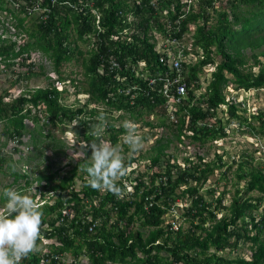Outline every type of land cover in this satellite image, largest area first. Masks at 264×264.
<instances>
[{
  "label": "trees",
  "instance_id": "16d2710c",
  "mask_svg": "<svg viewBox=\"0 0 264 264\" xmlns=\"http://www.w3.org/2000/svg\"><path fill=\"white\" fill-rule=\"evenodd\" d=\"M45 1L49 7L46 19L35 21L27 30L29 16L12 12L0 0V14L6 13L0 23L9 18L26 39L25 43H17L0 35V72L16 59L27 67L30 53L39 52L50 63L56 81L64 83L61 68L76 59L81 61L85 83L82 92L77 93L86 94L88 100L75 109L64 105V91H58L50 80L45 88L26 91L10 101H5L7 94H3L0 123L4 124L3 135L8 139H16L20 145L26 130L24 121L39 123L43 118L42 122L51 127L74 124L76 135L87 144L95 139L96 130L90 129L105 123L101 138L116 146L125 130L122 125H115V120L125 118L146 127H167L179 142L184 138L203 145L227 136L218 116L224 106L238 126H247V133L254 134L256 128L238 113L244 110L241 104L228 98V86L232 84L234 91L264 90V63L259 59L264 58V0H229L227 8L220 12L215 10L218 0H199L197 11H193L188 0ZM243 6L247 9L241 13L239 8ZM209 9L217 12L215 24L209 23ZM192 26L188 48L182 39ZM167 29L183 57L190 51L197 56L195 63H181L187 95L183 106L177 105L173 113L177 123L170 120L174 107H169L147 80L168 71L159 61L161 54L153 36L158 34L166 40ZM78 41L89 47L86 54L78 49ZM245 50L250 54H245ZM112 60L118 62L119 69L109 67ZM139 65H144L141 70ZM32 66L28 67L27 79L36 76ZM209 68V79L202 88L201 77ZM42 71L40 67L37 76ZM201 89L203 93L197 95ZM91 104L100 105L102 110L90 108ZM113 113L118 116L115 118ZM101 115L103 121L98 119ZM151 116L157 123L150 121ZM252 118L259 121L258 130L264 133V115ZM199 121L210 122V126L199 127ZM170 141L160 138L151 148L148 184L144 175L137 174L132 180L123 177L117 181L122 189L120 195L93 189L88 175L87 179L79 176L81 186L77 190L75 179L81 163L58 182H53L54 173H39L33 178L26 171L14 174V183L23 181L21 191L32 182L43 185L38 195L44 201L40 204V236L34 251L20 264H64L67 254L73 261L85 258L87 264H264V212H255L264 202V171L252 166L243 172V164H239L242 174L237 175L238 180L247 182L244 191L237 190L226 206L223 191L215 196L216 192L209 190V200L200 192L209 176L226 165L222 158L205 162L199 157L196 163L184 158L180 165L176 157L167 154ZM5 163L0 152V170ZM160 164L163 165L158 171ZM251 192L260 196H248ZM49 193L51 200L46 198ZM32 198L35 200V196ZM179 200L186 204L181 214L188 224L186 228L177 224L173 215ZM1 204H5L3 194ZM63 210L69 215L63 217ZM221 212L223 215L218 218ZM241 243H251L249 260L228 259L224 255L237 250ZM41 244L47 245L48 250L40 248Z\"/></svg>",
  "mask_w": 264,
  "mask_h": 264
},
{
  "label": "rangeland",
  "instance_id": "374dc122",
  "mask_svg": "<svg viewBox=\"0 0 264 264\" xmlns=\"http://www.w3.org/2000/svg\"><path fill=\"white\" fill-rule=\"evenodd\" d=\"M199 0H188L191 3L193 11L198 10ZM227 1L229 0H218L215 5V10L220 12L222 8H227ZM154 2V1H153ZM247 8L245 6L240 7V12L244 13ZM209 9L208 13L211 17L209 23L215 24L217 20V12ZM37 15H33V18L27 20V30L35 23ZM2 18L0 17V21ZM190 32L185 35L182 39V44L187 45L188 48L192 42L191 36L193 34V26L190 28ZM4 33V37L11 38L12 41L17 43H25L26 39L20 31L16 32L9 25L0 24V34ZM156 41V49H159L163 43H165L164 36L153 34ZM23 39V40H22ZM75 37H72L74 40ZM77 47L83 53L89 49L83 42L78 41ZM73 46V45H72ZM264 50V48H262ZM245 54H250L249 50H245ZM86 54V53H84ZM264 63V58H259ZM197 60L196 54L189 52L183 61L187 63H195ZM13 65L6 67V69L0 72V96L7 94L5 101H10L17 98L19 95L26 91H33L37 88H45L48 85V81H52L55 88L59 91H64L62 95L61 103L66 106H71L75 109L78 104H82L88 100L86 94L77 93L85 87L83 68L81 61L74 59L71 63L64 65L61 68V77L65 80L64 83L58 82L57 76L53 73L50 63L44 60L39 53L33 52L28 56V61L25 65L18 64V60L13 61ZM33 65V66H32ZM33 67V73L35 77H29L28 79V67ZM40 67H43V71L40 76L37 73L40 71ZM212 68L205 70L204 75L201 77V86L204 88L207 84V80L210 76ZM256 72L257 69H254ZM48 78V79H47ZM234 86L229 84L228 97H232L236 100L243 111L238 113L247 118L249 122L256 128L254 134L247 133V126H238L237 121L230 118L226 107L224 106V112L218 116L223 120V126L227 129V136L217 141L206 142L203 145L191 142L187 139L182 138L181 142L173 137L170 129L167 127H146L143 123L138 122L137 130L138 133L143 137V147L138 152H131L128 146L124 143V134L119 136L117 145L120 148L121 155L123 157L125 165L128 167V175L126 178L132 180L135 175H144L143 180L148 184L151 171L147 168L150 162V155H152L151 148L156 144V141L160 138L164 140L170 139V145L167 150V154L176 157V162L180 165L184 164V158H189L194 163L197 162L198 158H202L205 162L216 161L217 157L222 158V162L226 165L222 169H216L212 175L209 176L208 180L204 185L201 186L200 192L205 196L206 199H211L210 195L207 194L209 190H214L215 196L219 195L222 191L225 193L224 205L228 206L234 197L237 190L244 191L247 179L238 180L237 175L246 172L247 167H257L264 171V133L259 132V121L252 118L253 116L264 115V90H250L245 91H234ZM203 93V89L196 92L197 95ZM90 108L102 110L101 106L90 105ZM116 118L118 114L113 113ZM39 121V123H33L31 119H26L24 124L26 130L24 136L21 139V144H17L13 139H8L3 135L4 124L0 123V152L5 157L6 163L0 170V196L3 194L5 188H14L18 191L19 186H23V181L14 183V174H23L25 171L30 177H35L39 173L52 174L53 182H58L63 176L67 175V172L74 166L78 165L77 174L78 177L75 179V187L79 190L81 186V179L79 176L87 179V174L84 172L83 163L91 164V150L86 147L87 144L82 137L76 135L75 125L65 124L63 126L51 127L45 122ZM40 120V119H39ZM124 119H116L117 126L122 125ZM150 121L157 123V119L151 116ZM104 125V124H103ZM105 126V125H104ZM104 126L100 125L97 129L92 128L90 130H98L100 133ZM155 126V125H154ZM167 128V129H166ZM34 141H33V139ZM105 141V137L102 138ZM35 142V145L32 144ZM109 142V141H108ZM116 145V146H117ZM132 161V162H131ZM172 161V159H171ZM131 162V163H130ZM173 162V161H172ZM243 164L242 169L238 167L239 164ZM163 164L158 166L160 171ZM227 167H230L228 170ZM135 173L132 175L131 172ZM30 178V179H32ZM122 179V178H121ZM37 186L38 191L35 190ZM39 191H43V185H37L32 182L28 189H24L22 192L32 196H35V200L39 203L38 197ZM244 196V194H242ZM253 198H257L260 195L257 192H251L248 194ZM51 200L52 193L46 195V198ZM52 202V201H51ZM40 204V203H39ZM4 205H0L2 208ZM186 206L183 201L179 200L178 205L175 207L173 215L177 217V224L183 228L188 227L186 221H184L182 214V207ZM256 214L260 215L264 212V202ZM223 215L221 212L218 215L220 218ZM171 216H166L167 220H170ZM49 245L52 241H43ZM47 245L40 246L45 247L48 250ZM251 243H241L239 248L230 254H224L228 259L243 258L249 260L251 258V250L249 249ZM46 250V251H47ZM81 261H87L85 258L79 259ZM72 256L67 254L64 256V264H70L72 262Z\"/></svg>",
  "mask_w": 264,
  "mask_h": 264
},
{
  "label": "clouds",
  "instance_id": "9594fccd",
  "mask_svg": "<svg viewBox=\"0 0 264 264\" xmlns=\"http://www.w3.org/2000/svg\"><path fill=\"white\" fill-rule=\"evenodd\" d=\"M16 60L20 62V59ZM228 98L232 99V97ZM84 103L80 105L82 106ZM183 112L188 114L186 111ZM98 119L103 121V115ZM103 124L102 126H104ZM197 125L199 127L210 126V122L199 121ZM99 126L97 125L96 128L98 129ZM122 127L125 130L124 143L129 150L133 153L141 150L144 141L138 133L136 123L132 120H124ZM222 127L227 131L224 126ZM93 136L95 139L86 146L91 150V164L84 165V171L88 175V183L93 189L110 191L114 195H120L122 189L117 185V181L128 175V167L124 163L120 148L118 145L114 146L103 140L98 130L93 132ZM13 141L15 142V139ZM3 197L5 204L0 208V264H20L22 259L33 252L36 247L42 224L40 204L44 201L39 198L41 201L39 204L30 195L14 188H5Z\"/></svg>",
  "mask_w": 264,
  "mask_h": 264
},
{
  "label": "built area",
  "instance_id": "2783aa9c",
  "mask_svg": "<svg viewBox=\"0 0 264 264\" xmlns=\"http://www.w3.org/2000/svg\"><path fill=\"white\" fill-rule=\"evenodd\" d=\"M5 2V6L12 10L14 13H20L21 16H29L28 19L33 18V15H37L35 21L38 23L40 20H45L47 17V13L49 12V7L46 4L45 0H3ZM54 2H52L53 4ZM67 4V3H66ZM68 5V4H67ZM6 13L0 14L2 18L1 22L4 20ZM7 22L2 25H9L15 32L16 28L9 22V18H7ZM99 18L96 19V24H98ZM1 24V23H0ZM18 31V30H17ZM169 34V38L165 40V43L157 50L161 56L159 61L167 67L168 71L163 73L159 72L151 77L147 78L148 85L155 89L158 95L162 96L165 100L168 101V106L174 107L173 112L170 114V120L174 123H177L176 115L173 113L177 110V105H182L186 100V85L182 81L181 76V63L184 58L181 50L179 49V44L176 40L171 39L170 30L167 29ZM3 31H2V33ZM0 34V35H1ZM5 36V35H4ZM3 36V37H4ZM139 68H142L144 65H139ZM111 69H119V64L117 61L112 60L110 64ZM142 74H139V77H142ZM42 108V106H39ZM187 113V112H186ZM17 143V140L15 139ZM38 189L37 186L35 190ZM40 192V191H39ZM69 211L63 210L62 216H68ZM174 229L176 226L173 224ZM70 264H87L85 261L76 260L70 262Z\"/></svg>",
  "mask_w": 264,
  "mask_h": 264
}]
</instances>
